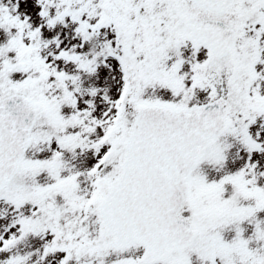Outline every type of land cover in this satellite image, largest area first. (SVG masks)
Here are the masks:
<instances>
[{"label": "snow or ice", "instance_id": "obj_1", "mask_svg": "<svg viewBox=\"0 0 264 264\" xmlns=\"http://www.w3.org/2000/svg\"><path fill=\"white\" fill-rule=\"evenodd\" d=\"M0 264H264V0H0Z\"/></svg>", "mask_w": 264, "mask_h": 264}]
</instances>
